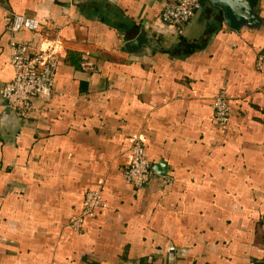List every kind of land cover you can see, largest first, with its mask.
Wrapping results in <instances>:
<instances>
[{"label":"crops","instance_id":"0c3cea01","mask_svg":"<svg viewBox=\"0 0 264 264\" xmlns=\"http://www.w3.org/2000/svg\"><path fill=\"white\" fill-rule=\"evenodd\" d=\"M163 2L0 0V89L12 39L59 56L26 117L0 96V264H264V0L237 29L209 0L168 26ZM13 13L39 29L11 32ZM142 29L151 43L121 50ZM135 139L165 173L140 189L122 177ZM88 190L104 207L74 230Z\"/></svg>","mask_w":264,"mask_h":264},{"label":"built area","instance_id":"2783aa9c","mask_svg":"<svg viewBox=\"0 0 264 264\" xmlns=\"http://www.w3.org/2000/svg\"><path fill=\"white\" fill-rule=\"evenodd\" d=\"M201 7V0H164L160 20L171 27H180L188 23ZM40 21L32 16L12 14L9 22L11 32L21 29L38 30ZM10 63L13 78L0 89L5 105L21 117H26L33 108V101L51 98L57 73L58 53L53 46L31 49L27 44L11 40L9 43ZM255 67L264 73V55L255 60ZM229 95L221 88L212 101L213 115L219 125L229 120ZM131 158L122 170L124 182L136 189L142 188L155 174L151 161L139 139H135L130 148ZM104 207L99 190H88L84 194L83 207L79 215L69 220L74 230L82 227L86 217H92L96 209Z\"/></svg>","mask_w":264,"mask_h":264},{"label":"water","instance_id":"95a60500","mask_svg":"<svg viewBox=\"0 0 264 264\" xmlns=\"http://www.w3.org/2000/svg\"><path fill=\"white\" fill-rule=\"evenodd\" d=\"M213 4L219 6L223 10L225 23L233 29L240 28L243 25L248 27L256 26L259 24V16L255 7L257 0H209ZM153 38L148 36V33L142 29L139 34L123 43L121 50L130 53H137L141 46L150 42ZM151 43V42H150ZM153 170L157 174L164 175L163 164L154 163Z\"/></svg>","mask_w":264,"mask_h":264}]
</instances>
